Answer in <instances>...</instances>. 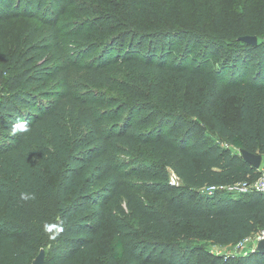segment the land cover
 Listing matches in <instances>:
<instances>
[{"label":"trees","instance_id":"16d2710c","mask_svg":"<svg viewBox=\"0 0 264 264\" xmlns=\"http://www.w3.org/2000/svg\"><path fill=\"white\" fill-rule=\"evenodd\" d=\"M53 1L0 0V17L37 22L0 54V264H31L40 247L44 264H264L263 251L218 254L191 241L228 245L264 229V194L232 187L261 169L230 149L264 156V25L252 28L263 39L254 45L227 33L250 49H228L209 69L184 54L200 41L207 51L208 33L182 22L132 28L160 0H67L79 20L67 31ZM120 35L131 37L124 51L112 45ZM178 39L172 60L161 49ZM167 79L192 94L146 103L145 90L159 96ZM227 99L238 101L235 121L221 111Z\"/></svg>","mask_w":264,"mask_h":264},{"label":"rangeland","instance_id":"374dc122","mask_svg":"<svg viewBox=\"0 0 264 264\" xmlns=\"http://www.w3.org/2000/svg\"><path fill=\"white\" fill-rule=\"evenodd\" d=\"M67 0H54L50 6L51 16L55 17V20L59 28L63 31H67L69 28H73L79 21L76 13L67 4ZM161 8L158 11H153L149 16L138 18L134 16L132 19V28L139 30L145 34L151 33L153 29H157L158 23L154 21H166L165 25H175L177 22H182L184 25L191 27L193 31L200 33H208V39L202 36L205 41H211V46L207 51H203V41L191 44L185 52L186 62L189 65L201 64L202 56L206 57V65L209 69L220 68L223 65V61L227 58V50L231 49L230 54L239 50L240 52L244 47L246 51L248 46L242 44L240 41L236 42V36L242 32L253 33L251 30L254 26L264 25V0H160ZM39 11L38 13H40ZM49 15V14H48ZM37 23L34 16L24 14L16 17L2 16L0 17V54L3 51H11L13 45L17 42H21L24 38V32L30 25ZM120 28L109 29L106 35L115 36L118 35ZM114 33H118L115 34ZM227 33L231 38H235L234 42L227 38ZM212 35V38L211 36ZM215 35V37H213ZM257 42L262 41L260 34H255ZM116 37V36H115ZM120 35L117 37V41L114 40L112 45L121 47L122 51L125 50L131 37ZM146 37V36H145ZM151 37V36H150ZM153 37V36H152ZM116 39V38H115ZM147 39V38H146ZM154 39V38H152ZM212 39V40H211ZM135 44L136 39H133ZM214 42V43H213ZM185 39H178L172 45L167 43L164 53L172 54V60H175L182 55L183 47L185 45ZM242 46V49L239 47ZM145 47V43H144ZM143 47L144 51L146 50ZM160 48V47H158ZM244 51V50H243ZM158 52V50H157ZM157 60V57L154 58ZM194 59L198 60L197 64ZM223 62V63H222ZM222 63V64H221ZM223 67L226 71L225 79H228L229 65ZM253 65V64H252ZM252 67V66H251ZM251 69V68H250ZM251 77V73L247 72L245 78ZM107 94L112 93L117 97L122 93L117 92L116 89H110L107 87L102 88ZM159 96L154 95L145 90L146 103L157 104L164 101L169 102L183 97H189L192 94V88L180 87L171 82L170 79L164 81L159 85ZM129 97L123 96L121 99ZM175 105V104H174ZM237 105L236 99H227L221 106L223 116L228 121H235L237 117ZM231 150L236 151L240 156L239 148L230 147ZM262 155V154H261ZM264 156L262 155V158ZM139 197L152 204L161 205L162 198L151 193H142L137 191ZM191 241L197 245H201L203 248L218 254L235 253L237 251L246 250L247 247H239L236 243L228 245H214L210 244L204 238L200 239L192 237Z\"/></svg>","mask_w":264,"mask_h":264},{"label":"built area","instance_id":"2783aa9c","mask_svg":"<svg viewBox=\"0 0 264 264\" xmlns=\"http://www.w3.org/2000/svg\"><path fill=\"white\" fill-rule=\"evenodd\" d=\"M169 172V183L170 184H177L179 179L177 174L170 168H168ZM232 187L238 188L240 190H250V191H257L264 194V169H261V173L252 181H238L233 184ZM264 237V229H260L257 232H254L243 239L236 242V245L239 247H247L253 248L255 242Z\"/></svg>","mask_w":264,"mask_h":264},{"label":"water","instance_id":"95a60500","mask_svg":"<svg viewBox=\"0 0 264 264\" xmlns=\"http://www.w3.org/2000/svg\"><path fill=\"white\" fill-rule=\"evenodd\" d=\"M239 40H242L249 44H256L257 43V37L254 34H244L238 36ZM241 157L248 161L252 166L258 167L262 158V155L260 153H252L249 152L243 148H239ZM253 250L256 251H263L264 252V237L259 238L253 248ZM31 264H44V249L42 247L39 248L37 254L32 258Z\"/></svg>","mask_w":264,"mask_h":264},{"label":"crops","instance_id":"0c3cea01","mask_svg":"<svg viewBox=\"0 0 264 264\" xmlns=\"http://www.w3.org/2000/svg\"><path fill=\"white\" fill-rule=\"evenodd\" d=\"M259 169H264V157L261 158L260 164L258 166Z\"/></svg>","mask_w":264,"mask_h":264},{"label":"clouds","instance_id":"9594fccd","mask_svg":"<svg viewBox=\"0 0 264 264\" xmlns=\"http://www.w3.org/2000/svg\"><path fill=\"white\" fill-rule=\"evenodd\" d=\"M21 127H23V126H21Z\"/></svg>","mask_w":264,"mask_h":264}]
</instances>
